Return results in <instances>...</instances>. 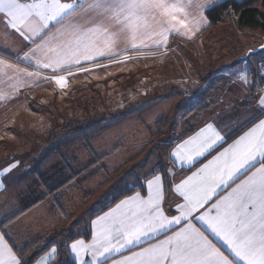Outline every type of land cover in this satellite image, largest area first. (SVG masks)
<instances>
[{
    "label": "snow or ice",
    "instance_id": "snow-or-ice-1",
    "mask_svg": "<svg viewBox=\"0 0 264 264\" xmlns=\"http://www.w3.org/2000/svg\"><path fill=\"white\" fill-rule=\"evenodd\" d=\"M188 4L191 0H0V24L35 45L24 54L23 61L57 71L82 61L109 57L122 34L133 49L144 45L145 39H152L153 35L154 43L159 45H163L169 33L187 35L191 29L186 19L180 17L186 16ZM105 20L112 22L114 31L105 25ZM154 25H159L158 31ZM181 27L186 31L181 32ZM0 66L8 67L2 61ZM258 75L264 79V70ZM54 79L64 86L63 76ZM241 79L246 85L250 83L247 73L241 74ZM256 99L260 112L243 121L239 131L249 123L253 126L175 184V192L184 200L178 204L179 216L170 218L164 214V182L161 176L154 175L158 170L154 168L144 177L147 198L137 192L115 207L108 205L109 210L92 221V243L86 245L78 240L70 244V251L80 264H86L84 253L90 254L92 264H107L113 254L121 257L114 264H264V118H260L264 117V91ZM221 133L222 129L209 123L183 143H177L170 158L181 167H191L226 143V136ZM15 167L13 162L0 169V177ZM3 187L0 182V189ZM213 197L216 199L210 207L193 215ZM3 216L0 264H28L27 245L16 242L6 227L12 214L4 212ZM192 220L200 221L234 259L225 255ZM182 222L184 226L173 235L142 246ZM137 247L139 250L134 251ZM126 252L130 254L125 255ZM58 254V249L52 247L38 264H50Z\"/></svg>",
    "mask_w": 264,
    "mask_h": 264
},
{
    "label": "rangeland",
    "instance_id": "rangeland-1",
    "mask_svg": "<svg viewBox=\"0 0 264 264\" xmlns=\"http://www.w3.org/2000/svg\"><path fill=\"white\" fill-rule=\"evenodd\" d=\"M210 27L213 34L201 37L197 47L166 53L171 67L144 68L142 55L119 58L101 69L108 70L104 77L82 71L63 76L64 86L51 79L39 92L28 93L29 103L1 113L0 168L17 164L10 171V184L25 193L26 209L36 202L51 204L60 221L57 227L67 223L68 240L112 185L123 193L154 168L166 173L169 148L197 126L212 89L203 83L216 67L222 68L217 73L236 77V68L224 67L232 59L253 68L264 59V50L248 56L264 44L258 31L240 28L236 19ZM176 62L189 73L177 70ZM191 75L201 83L184 82L177 89L176 79ZM171 93L169 103L164 99ZM65 187L63 223L60 192Z\"/></svg>",
    "mask_w": 264,
    "mask_h": 264
},
{
    "label": "crops",
    "instance_id": "crops-1",
    "mask_svg": "<svg viewBox=\"0 0 264 264\" xmlns=\"http://www.w3.org/2000/svg\"><path fill=\"white\" fill-rule=\"evenodd\" d=\"M225 1L228 0H191V4H188L185 9L186 16L180 17L181 19H186L188 28L191 29L188 31L187 35L169 33L168 38L163 45L154 43L156 36L153 35L152 39H145L144 45L133 49L122 34L113 47V54L109 57L97 58L94 61H82L80 65L66 69H58L57 71L37 68L36 66L23 61L22 58L24 54L29 53L31 48L35 47V45L26 42L10 28H6L5 25L0 24V61L3 62V65L8 66H0V117L1 113L12 112L13 107L29 103L28 93L39 92L40 88L44 87L47 82L54 79L56 76L73 75L82 71H96L94 75L97 78H101L108 72V70L101 71V69L109 67V65L115 62V60L123 57L128 58L141 55L145 57L143 60L144 68L149 67L150 70H152L159 66H163L162 69L170 66L171 64L167 62V56L169 55H166L168 51L174 48L173 51L176 52V55L184 53L187 51L188 45L196 46V44L200 43L199 40L201 37H204L206 34H213V29L210 27L206 12L210 8ZM79 15L80 13L78 12L77 16ZM104 23L111 30H115L112 28L111 21L105 20ZM154 27L157 31L159 30V25H154ZM55 31L56 29L53 28L52 32ZM180 31L184 32L186 29L181 27ZM37 43H40L39 39H37ZM137 44H140L139 40L137 41ZM232 61L231 65H228L230 67L227 65L224 67L230 69L236 68L233 73L234 75L237 73V76L232 77L229 75L231 72L217 73L218 71H221L222 68H220L219 65L216 67V73H214L208 82L203 83L205 86H212V89L207 93V102L203 105V110L201 111L202 115L198 118L197 126L193 130H189V133L183 135L169 148V163L167 164L168 171L166 173L165 171H156L154 173V175L163 178L162 210L164 214L170 218L172 216L180 215L178 204L184 203L183 198L179 197L175 192V184L201 168L203 164L207 163L208 160L212 159V157L217 155L218 152L223 151L233 143L234 140L238 139L239 135H243L249 127L253 126V123H249L242 131H239V125L243 121L249 120V117H254L260 112V108L258 107L259 102L256 97L264 91V79H261L258 75V73H260L258 65L257 68H253L252 66L247 67V65L244 64L245 62L241 63V61H239L235 64L236 61L233 59ZM230 62L231 61H229V63ZM173 66L177 67V70L181 67V72L189 73L187 72L188 70L185 71L182 64H179L178 62ZM26 73H38V75L28 76ZM243 73H247V79L250 82L247 85L241 79V74ZM163 82L167 83L168 81L165 80ZM175 82L177 83L175 86L179 90V86L184 82L201 83L197 78L193 77V75H191V77L176 79ZM164 86L166 85L164 84ZM151 89L152 87H150L149 90L151 91ZM172 94L173 93L167 95V99L164 100H167V102L170 101L169 103H171L173 97ZM180 94L184 93L181 92ZM181 97H184V95ZM176 101L180 102L181 99ZM254 122H258V120H255ZM209 123L214 124L218 130L222 129L221 134L226 136V143H224L222 147L207 156L206 159L195 163L191 167H181L170 158V153L174 150L177 143H183V141L189 136L195 135L196 132ZM234 132H238V134H233ZM5 134L8 135L12 133L7 132ZM21 166L24 167L23 165ZM9 176L10 172L5 176L0 177V182H3L4 184V187L0 189V221L4 219V212L12 214V218L6 223V227L10 230L11 237L16 242L27 245L25 249V259L28 261V264H31L32 261H34V264H38V261H40L41 258L46 257L52 247L57 248L59 254L50 262V264H80L79 258L70 251V244L75 243L78 240H83L86 245L92 243L94 235L92 221L96 219L97 215H102L103 212L108 211V205L115 207L120 200L134 196L137 192L145 198H147L148 195L144 178L139 179L137 185H130V187L123 193H120L118 185H112L107 194L100 197V199H98L93 205L91 208L93 210H91V214L89 213L90 217L85 220L84 224H81L75 235L67 240V223L63 226V229L59 226L57 227V222L59 223L60 221H57V214L52 209V205L49 203L41 204L36 202L32 203V206L29 209H26L24 206L25 200L23 199L25 193L21 192V190L15 191L12 189L10 184L11 178H9ZM148 178L152 179L153 176H149ZM38 184L40 187V182H38ZM60 193V199L63 204V214L66 216L63 218L62 222L65 223V221H67V187H65ZM215 199L216 197H213L212 201H209V204L205 205L204 208L200 209L193 215H199L204 212L210 207ZM51 217L54 218V222L51 220ZM192 223L203 231L205 235H207L208 238L211 239L222 252H224L225 255L234 259L227 247L213 236L200 221L192 220ZM182 226H184L183 222L180 225H173L172 229L168 230L166 235L161 233L154 238H150L149 241L142 246L147 247L149 243H157L159 240L165 239L166 236L173 235L175 231H179ZM56 232H59L58 235L53 237V235H56ZM9 242L11 243V241ZM133 250L138 251L139 247ZM39 253L42 254L34 260L35 256ZM124 254L128 255L130 253L126 252ZM82 258L86 261V264H92L90 254L84 253L82 254ZM120 258V256L113 254L107 264H114V260Z\"/></svg>",
    "mask_w": 264,
    "mask_h": 264
},
{
    "label": "trees",
    "instance_id": "trees-1",
    "mask_svg": "<svg viewBox=\"0 0 264 264\" xmlns=\"http://www.w3.org/2000/svg\"><path fill=\"white\" fill-rule=\"evenodd\" d=\"M210 26L236 19L242 29H251L264 35V0H228L206 12ZM42 253L35 256L36 260ZM34 264V261L31 262Z\"/></svg>",
    "mask_w": 264,
    "mask_h": 264
},
{
    "label": "water",
    "instance_id": "water-1",
    "mask_svg": "<svg viewBox=\"0 0 264 264\" xmlns=\"http://www.w3.org/2000/svg\"><path fill=\"white\" fill-rule=\"evenodd\" d=\"M264 50V44L263 45H261V46H259L257 49H255V50H251V51H249L248 52V55H251V54H257V53H259V52H261V51H263Z\"/></svg>",
    "mask_w": 264,
    "mask_h": 264
},
{
    "label": "built area",
    "instance_id": "built-area-1",
    "mask_svg": "<svg viewBox=\"0 0 264 264\" xmlns=\"http://www.w3.org/2000/svg\"><path fill=\"white\" fill-rule=\"evenodd\" d=\"M259 67V71L261 72L262 70H264V59L263 60H261L260 62H259V65H258Z\"/></svg>",
    "mask_w": 264,
    "mask_h": 264
}]
</instances>
